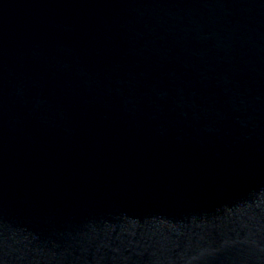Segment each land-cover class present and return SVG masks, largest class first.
<instances>
[{
  "label": "water",
  "instance_id": "1",
  "mask_svg": "<svg viewBox=\"0 0 264 264\" xmlns=\"http://www.w3.org/2000/svg\"><path fill=\"white\" fill-rule=\"evenodd\" d=\"M0 264H264V0H0Z\"/></svg>",
  "mask_w": 264,
  "mask_h": 264
}]
</instances>
